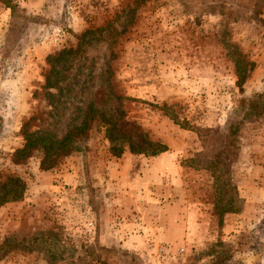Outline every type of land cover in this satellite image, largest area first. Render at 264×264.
<instances>
[{
    "label": "rangeland",
    "instance_id": "1",
    "mask_svg": "<svg viewBox=\"0 0 264 264\" xmlns=\"http://www.w3.org/2000/svg\"><path fill=\"white\" fill-rule=\"evenodd\" d=\"M8 1L0 180L25 191L0 207V264H264V0ZM88 108L77 151L13 164ZM103 116L166 151L113 156Z\"/></svg>",
    "mask_w": 264,
    "mask_h": 264
},
{
    "label": "trees",
    "instance_id": "2",
    "mask_svg": "<svg viewBox=\"0 0 264 264\" xmlns=\"http://www.w3.org/2000/svg\"><path fill=\"white\" fill-rule=\"evenodd\" d=\"M8 0H4L3 6L8 9L10 15L13 8L8 4ZM109 24L106 23L100 28L94 30H85L77 37V45L86 38H92L94 36H101L105 31L106 41L108 35ZM104 36V35H103ZM76 48L61 50L55 55L47 58V62L50 63V59H59L64 53H74ZM247 72L238 71L235 74L237 77L236 83L240 86L244 75ZM90 108L87 109L83 119L78 124H72L66 130L64 135L56 141H51L45 134L42 133H30L25 135V140L19 149L15 152V158L17 161H13V164L24 163L18 161L25 157H30V154H39V169L41 171H48L55 167L63 158L67 157L71 153L78 150L77 142L84 140L87 136L89 126L91 125L92 116ZM101 127L104 130V138L108 143L109 151L113 156H119L123 152L127 151L130 154L141 155L143 157H154L166 151L165 145L158 141H150L145 135L140 133H131L129 129H124L116 124L109 118H101ZM13 155V156H14ZM17 156V157H16ZM25 191V183L22 179L15 176H6L3 180H0V207L8 202L19 201L22 199Z\"/></svg>",
    "mask_w": 264,
    "mask_h": 264
},
{
    "label": "crops",
    "instance_id": "3",
    "mask_svg": "<svg viewBox=\"0 0 264 264\" xmlns=\"http://www.w3.org/2000/svg\"><path fill=\"white\" fill-rule=\"evenodd\" d=\"M256 192V191H255ZM259 192H262L261 190L259 191ZM258 195L255 193V196H254V199H253V202H255V203H257V205H258V203H260V202H262V198H260V197H257ZM241 198V201H244V202H246L247 201V197H245V196H241L240 197ZM249 199V198H248ZM243 202V203H244ZM239 211H241V210H239Z\"/></svg>",
    "mask_w": 264,
    "mask_h": 264
}]
</instances>
